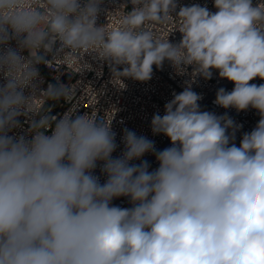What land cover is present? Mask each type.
<instances>
[{
    "label": "clouds",
    "instance_id": "obj_1",
    "mask_svg": "<svg viewBox=\"0 0 264 264\" xmlns=\"http://www.w3.org/2000/svg\"><path fill=\"white\" fill-rule=\"evenodd\" d=\"M102 3L0 0V264H264V83H250L264 80V0H214V12L130 0V11L121 5L98 25ZM173 22L178 43L154 30ZM85 54L107 62L113 80L149 81L165 61L190 75L151 120L171 147L157 151L125 130L124 150L113 158L110 122L75 107L59 119L43 112L31 139L9 135L20 116L42 111L34 103L37 65L71 66L75 57L89 68ZM213 70L234 84L218 89L216 105L260 116L239 146L243 125L202 111L203 97L192 90ZM76 88L48 84L40 97L72 101ZM146 153L155 154L157 169L141 160ZM98 162L103 184L93 174ZM119 197L132 207L112 205Z\"/></svg>",
    "mask_w": 264,
    "mask_h": 264
},
{
    "label": "built area",
    "instance_id": "obj_2",
    "mask_svg": "<svg viewBox=\"0 0 264 264\" xmlns=\"http://www.w3.org/2000/svg\"><path fill=\"white\" fill-rule=\"evenodd\" d=\"M256 3V0H253ZM200 4L207 6L210 11H216L214 8V0H177V9L180 6H191ZM121 5H126V11H130L132 5L130 0H103L101 12L97 19L98 25L107 23V13L114 12ZM123 10V9H122ZM175 12L173 16H175ZM119 15V13H117ZM110 19L115 22L116 17L109 13ZM177 22H173L165 27L156 26L155 31L162 38H166L169 32V41L178 43L182 34L175 31ZM174 31V32H173ZM10 46L15 47V41L10 42ZM67 51V50H66ZM23 55L27 56L28 52L24 51ZM51 60V55L48 57ZM81 63H87L89 68H79V62L73 57L71 66L63 64L60 60L53 62V67L46 64L37 65L40 78L37 82L36 89L37 99L34 100L37 108H42L39 114H27L18 118L19 127L13 129L9 135L23 136L31 139L33 132V124L39 120L43 112H47L49 116L59 119L70 108L75 107L76 114H96L98 119L105 118L106 122H110L112 131L116 134V144L118 147L112 153L113 158L119 157L124 150L122 137L125 130L134 131L138 136H145L149 140L154 141L157 151L171 147L170 139L164 134H153L151 120L154 114L164 115V105L171 101L173 93H180L187 86L186 82L191 79L189 74L179 75L174 67L165 61L162 69L153 66V75L149 81L140 82L131 78H121L113 80L111 69L107 62L95 58L91 54H85ZM122 70V66H121ZM193 71L189 66L187 73ZM4 83L3 77L0 76V85ZM63 83L65 85H77L75 97L72 101L45 100L40 97V92L47 88L48 84ZM250 83L257 85L264 83V80L256 78ZM192 90L202 95V99L198 102L202 111H210L217 115L227 113L238 124L243 127L236 133L235 143L237 146L244 132H250L258 123L260 116L256 110L249 108L248 110L237 112L234 108L224 109L214 103L216 92L223 87L227 91L234 88V84L227 79L219 78L218 71L213 70V76L209 80L202 77H196L195 82L191 85ZM30 89H25L28 94ZM141 160L148 161L149 171L159 167L155 154L146 153ZM141 160L132 161L131 163L139 164ZM102 162L97 163V167L93 174L100 178V183L106 181V176L101 172ZM112 205L121 208H130L132 205L128 197L115 198Z\"/></svg>",
    "mask_w": 264,
    "mask_h": 264
}]
</instances>
